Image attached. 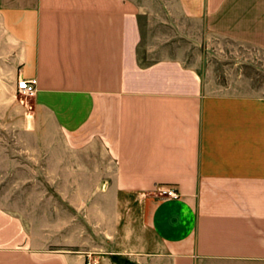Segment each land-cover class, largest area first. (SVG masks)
Listing matches in <instances>:
<instances>
[{"label":"crops","instance_id":"crops-1","mask_svg":"<svg viewBox=\"0 0 264 264\" xmlns=\"http://www.w3.org/2000/svg\"><path fill=\"white\" fill-rule=\"evenodd\" d=\"M0 129L65 194L0 196V264H264V0H0Z\"/></svg>","mask_w":264,"mask_h":264},{"label":"rangeland","instance_id":"rangeland-1","mask_svg":"<svg viewBox=\"0 0 264 264\" xmlns=\"http://www.w3.org/2000/svg\"><path fill=\"white\" fill-rule=\"evenodd\" d=\"M251 72H249L250 76L253 75ZM17 95L19 98H29L18 92ZM17 137L14 130L0 129V156L8 155V160H0V190L4 189L5 191L0 192V196H8L9 200L14 202L15 200L38 201L40 208L17 209L12 207L10 211L14 213L17 211L24 212L25 217L39 213L43 225H47L50 216L54 217L56 222H64L65 210L61 207L64 206L65 194L48 191L40 193L20 191L23 185L34 184L48 188L50 184H55V182L49 177L52 162L46 159L49 153L48 147L43 144L34 146L31 141L25 145L18 144ZM59 180L63 182L64 178H58ZM56 201L61 203V207L55 206L54 202Z\"/></svg>","mask_w":264,"mask_h":264},{"label":"built area","instance_id":"built-area-1","mask_svg":"<svg viewBox=\"0 0 264 264\" xmlns=\"http://www.w3.org/2000/svg\"><path fill=\"white\" fill-rule=\"evenodd\" d=\"M16 91L25 97H32L35 93V82L30 79L18 80L16 84ZM158 193L163 198L177 199L179 197V195L172 189H159ZM86 264L90 263L87 262Z\"/></svg>","mask_w":264,"mask_h":264}]
</instances>
